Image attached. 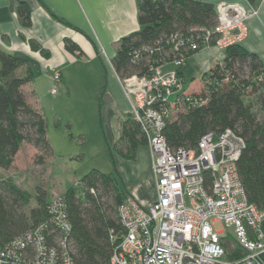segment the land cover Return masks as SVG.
I'll return each mask as SVG.
<instances>
[{"label":"built area","instance_id":"obj_1","mask_svg":"<svg viewBox=\"0 0 264 264\" xmlns=\"http://www.w3.org/2000/svg\"><path fill=\"white\" fill-rule=\"evenodd\" d=\"M257 13L221 1L213 26H190L157 45L132 51V62L145 59L149 69L120 83L149 141L157 200L145 206L129 195L118 207L123 233L110 230L115 248L108 264H261L257 258L264 253V208L248 200L240 178L243 138L227 128L202 135L194 148L172 150L164 135L167 121L185 104L206 102L186 90L180 71L189 58L209 46L224 51L242 44L246 22ZM54 78L56 85L61 73L55 71ZM57 92L54 86L52 93ZM48 212V222L0 249V264H74L69 250L72 224L63 195L52 196ZM234 242L243 255H233L228 244Z\"/></svg>","mask_w":264,"mask_h":264},{"label":"trees","instance_id":"obj_2","mask_svg":"<svg viewBox=\"0 0 264 264\" xmlns=\"http://www.w3.org/2000/svg\"><path fill=\"white\" fill-rule=\"evenodd\" d=\"M138 8L140 29L120 39L112 62L120 79L149 69L145 59L140 64L132 62V51L143 45H157L166 35L185 31L190 26H213L217 18L216 5L202 0H140ZM18 12L25 26H31L28 6L20 3ZM65 42L72 54L82 53L75 41L66 39ZM187 66L188 63L180 71L184 77ZM22 67L26 72L19 76L17 71ZM33 79V69L26 58L0 51V168L5 170L13 166L25 143L38 149L36 162L39 164H44L52 153L47 120L29 103L23 90ZM202 80L204 89L192 95L205 98L206 102L196 106L185 104V109L178 111L175 119L167 121L165 138L170 148L177 150L196 147L201 136L208 132L221 133L227 128L235 131L244 140L238 171L245 193L250 202L264 208V62L256 52L233 44L224 50L222 61L203 73ZM249 94L252 100L245 99ZM105 95L106 89L99 106L103 126ZM110 109L111 120L115 111ZM118 119L120 137L115 139L106 134L110 151L113 147L123 159L135 160L139 148L149 145L147 136L132 114ZM81 178V187L70 186L62 194L72 224L70 254L74 264H108L115 248L110 230L118 236L123 233L118 207L126 202L131 189L117 169L112 173L94 169ZM33 198L36 204L30 207ZM49 200L43 186L38 185L33 196L12 178L0 179V249L48 222ZM228 247L233 255L244 254L235 242Z\"/></svg>","mask_w":264,"mask_h":264},{"label":"crops","instance_id":"obj_3","mask_svg":"<svg viewBox=\"0 0 264 264\" xmlns=\"http://www.w3.org/2000/svg\"><path fill=\"white\" fill-rule=\"evenodd\" d=\"M202 1L215 5L221 1L233 2L243 5L248 11L257 9V15L246 22L248 34L241 45L251 52H256L264 62V0L255 3H249L247 0ZM139 2L140 0H0V51L26 58L30 62L34 79L23 87L27 98L40 96V93L44 92L47 94L51 82L54 81L55 71L61 73V83L64 80L69 82L68 76L75 64L100 62L109 80L104 86L106 95L113 98L111 108L115 113L112 119L119 120L118 118L131 114L130 101L112 62L117 55L120 39L140 29ZM20 3H25L30 10L32 23L29 27L25 26L19 15ZM66 39L79 44L82 53L72 54L66 48ZM223 57L224 51L213 46L201 49L189 58L185 79L188 80L192 73V60L203 64L204 70H209L214 64L222 61ZM25 72L23 67L17 71L19 76H24ZM42 83H46V86H42ZM63 87L65 88V84ZM66 91L69 93L71 88L67 86ZM187 92L193 94L197 91ZM52 94L56 95L58 92ZM146 147L151 152L150 147ZM148 159L152 170V152ZM154 186L152 202L143 200L137 188V191L131 190V195L148 206L157 200L156 180Z\"/></svg>","mask_w":264,"mask_h":264},{"label":"rangeland","instance_id":"obj_4","mask_svg":"<svg viewBox=\"0 0 264 264\" xmlns=\"http://www.w3.org/2000/svg\"><path fill=\"white\" fill-rule=\"evenodd\" d=\"M190 71L192 73L186 80V90H196L193 94H199L205 87L202 75L208 70H204L203 64L192 60ZM68 78L69 82L64 80L63 83L60 81L55 85L53 77L54 81L51 82L47 94L40 93V96L28 99L47 120L51 155L46 157L44 164H39L36 162L38 149L25 143L13 166L8 170L0 168V179L12 178L18 186L33 196L36 187L43 186L51 199L52 196L64 194L70 186L77 189L81 187V177L94 169L105 173H112L117 169L132 192L137 191V188L143 200L152 202L155 176L148 159L151 153L148 148L142 146L135 160H127L113 147L110 151L107 143L106 134L115 139L120 137L121 122L116 118L111 119V133H106V121L103 126L100 119V98L104 86L109 82L103 65L100 62L77 63L71 67ZM43 85L46 86V83H42ZM54 86L58 89L56 95L50 93ZM67 86L71 88L69 93L66 91ZM103 98L105 103V96ZM245 99L252 100L250 94ZM35 204L33 198L30 207ZM262 230L264 232V223ZM257 259L264 264V253Z\"/></svg>","mask_w":264,"mask_h":264},{"label":"water","instance_id":"obj_5","mask_svg":"<svg viewBox=\"0 0 264 264\" xmlns=\"http://www.w3.org/2000/svg\"><path fill=\"white\" fill-rule=\"evenodd\" d=\"M113 98L111 95H105V108H104V121H106V132L111 133V120H110V112H111V102Z\"/></svg>","mask_w":264,"mask_h":264}]
</instances>
